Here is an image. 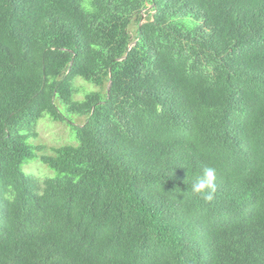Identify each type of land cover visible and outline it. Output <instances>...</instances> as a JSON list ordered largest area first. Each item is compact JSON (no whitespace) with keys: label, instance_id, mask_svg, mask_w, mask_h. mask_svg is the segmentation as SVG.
Listing matches in <instances>:
<instances>
[{"label":"trees","instance_id":"obj_1","mask_svg":"<svg viewBox=\"0 0 264 264\" xmlns=\"http://www.w3.org/2000/svg\"><path fill=\"white\" fill-rule=\"evenodd\" d=\"M0 264H264V0H0Z\"/></svg>","mask_w":264,"mask_h":264},{"label":"rangeland","instance_id":"obj_2","mask_svg":"<svg viewBox=\"0 0 264 264\" xmlns=\"http://www.w3.org/2000/svg\"><path fill=\"white\" fill-rule=\"evenodd\" d=\"M75 87L79 88L80 90L83 87L87 92L93 90L92 88H90L92 86L88 84L83 86L81 82H76ZM76 99H81V96H77ZM76 120L77 118L73 117V122L77 123ZM34 132L35 138L31 140L37 146H43L45 148H56L60 146H66V144L70 143L71 140L75 143L74 136L70 128L59 123H53L46 118H44L42 121H39L35 125ZM34 144L32 145L35 146ZM25 170L36 176L37 173L41 172L38 171L35 165H30ZM41 174H43V172Z\"/></svg>","mask_w":264,"mask_h":264},{"label":"clouds","instance_id":"obj_3","mask_svg":"<svg viewBox=\"0 0 264 264\" xmlns=\"http://www.w3.org/2000/svg\"><path fill=\"white\" fill-rule=\"evenodd\" d=\"M214 168H205L203 175L192 185V191L199 194L205 202H211L214 199L216 193Z\"/></svg>","mask_w":264,"mask_h":264}]
</instances>
